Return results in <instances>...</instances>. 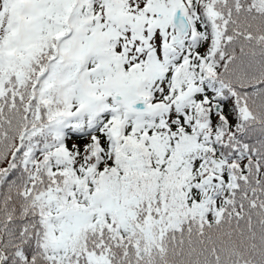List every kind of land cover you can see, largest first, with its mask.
I'll return each mask as SVG.
<instances>
[{
  "label": "snow or ice",
  "instance_id": "6c2138e0",
  "mask_svg": "<svg viewBox=\"0 0 264 264\" xmlns=\"http://www.w3.org/2000/svg\"><path fill=\"white\" fill-rule=\"evenodd\" d=\"M0 264H264V0H0Z\"/></svg>",
  "mask_w": 264,
  "mask_h": 264
}]
</instances>
